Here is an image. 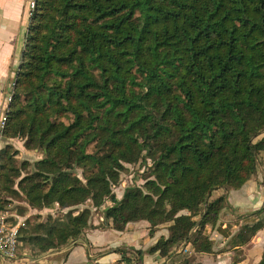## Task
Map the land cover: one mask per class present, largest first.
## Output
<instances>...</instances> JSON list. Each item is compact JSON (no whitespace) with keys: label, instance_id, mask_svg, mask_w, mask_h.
I'll return each mask as SVG.
<instances>
[{"label":"trees","instance_id":"trees-1","mask_svg":"<svg viewBox=\"0 0 264 264\" xmlns=\"http://www.w3.org/2000/svg\"><path fill=\"white\" fill-rule=\"evenodd\" d=\"M5 117L2 141L42 157L22 176L0 149V214L16 199L67 210L26 237L37 254L75 242L106 202L98 227L166 230L147 250L166 264H188L186 246L211 254L205 228L226 204L212 194L264 168V0H35ZM137 163L144 184L117 199ZM253 214L235 246L264 228V205ZM117 252L140 264L141 251Z\"/></svg>","mask_w":264,"mask_h":264},{"label":"crops","instance_id":"crops-1","mask_svg":"<svg viewBox=\"0 0 264 264\" xmlns=\"http://www.w3.org/2000/svg\"><path fill=\"white\" fill-rule=\"evenodd\" d=\"M27 1L0 0V85L8 83L11 65H19L28 24L24 15ZM18 42L16 53L15 45ZM14 80L15 78L13 82ZM9 89L10 87L7 93ZM6 97L0 90V113L4 106L5 110L7 108ZM263 170L264 168L257 170L239 190H218L212 194V199L226 195L225 208L221 211L218 222L205 228V233L213 241V253H193L189 246L182 249L186 250L184 253L194 255L198 264H232L234 261L238 264H258L264 247V228L244 246H235L234 239L242 226L258 220V216L252 213L264 205ZM11 214L14 217L10 223L14 225L19 220H24L15 211ZM99 221H102V217H99ZM90 225L95 228L85 229L75 242L41 254H37L36 247L26 242L21 234L16 259L9 264H127L121 261L122 256L117 252L119 249L125 250L126 256L133 261L135 256L131 250L141 251L140 264L167 263L158 253H147L160 237L167 236L164 229H156L150 235L149 225L145 221L129 223L119 231L110 225L98 227L99 222L96 220L90 221Z\"/></svg>","mask_w":264,"mask_h":264},{"label":"rangeland","instance_id":"rangeland-1","mask_svg":"<svg viewBox=\"0 0 264 264\" xmlns=\"http://www.w3.org/2000/svg\"><path fill=\"white\" fill-rule=\"evenodd\" d=\"M29 0L26 3V9L24 12L25 19L28 22L30 19V15L28 14V5H29ZM18 45L19 42L15 45V50L16 53L18 51ZM13 64V62L11 63ZM18 67V63L16 65H11L10 68V76H9V81L8 83H3L0 85V90L2 91L3 95H6V105L8 103V98L11 93V85L13 84V79L15 78L16 70ZM10 87L8 93L7 89ZM5 98V97H4ZM4 100V99H3ZM5 104V102L3 101ZM5 113V106L3 107L1 111V116H0V121L2 116ZM5 146L9 147L10 153L13 155V158L16 160L17 165L19 168H21L22 163H26V168L22 170V176H25L26 174L30 173L33 171V163L35 161H38L41 159V155L37 151H32V150H27L24 147V140L21 139H7L5 143L2 141L0 138V148H3ZM149 164V162H148ZM126 171L122 172L121 174V179L123 180L122 184L116 188H114V193L116 195V198L118 199L121 198L123 191L127 187H141L144 184V179L148 176V166L144 165L142 163H137L133 165H127ZM261 169V165L258 166V170ZM79 173V172H78ZM15 189H17L16 185L14 186ZM12 208L17 209V214L19 216H22L24 218V226L25 228L21 231L23 239H26V237L31 234V237H43L44 233L42 230H37L35 229L40 223H44L46 221H53V220H60L63 218L67 210H59V208L54 207L53 209H43V210H35L31 209L28 204L20 199H16L12 202ZM89 203L85 204L84 206H81L79 209H82L83 207H89ZM107 205H110L109 202H106L102 207L99 209H94L90 208L91 211V216L89 221H98L99 223V217H101L103 210V207H106ZM37 245V244H34ZM36 247V246H35ZM184 256L186 255L185 259L188 262V264H198L196 262V258L194 255H189L182 253Z\"/></svg>","mask_w":264,"mask_h":264},{"label":"built area","instance_id":"built-area-1","mask_svg":"<svg viewBox=\"0 0 264 264\" xmlns=\"http://www.w3.org/2000/svg\"><path fill=\"white\" fill-rule=\"evenodd\" d=\"M35 9V0H30L28 5V14L30 15ZM10 101V95L8 102ZM6 121L5 113L0 121V132ZM1 138V136H0ZM104 209V207L102 208ZM14 216L11 212H3L0 214V264H9L16 259L18 239L20 237V229L24 227V221L19 220L15 225L10 223V219ZM186 252V250L184 251Z\"/></svg>","mask_w":264,"mask_h":264}]
</instances>
